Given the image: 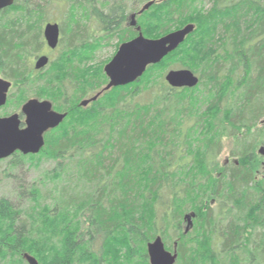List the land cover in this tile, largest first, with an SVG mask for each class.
Wrapping results in <instances>:
<instances>
[{"label": "trees", "instance_id": "obj_1", "mask_svg": "<svg viewBox=\"0 0 264 264\" xmlns=\"http://www.w3.org/2000/svg\"><path fill=\"white\" fill-rule=\"evenodd\" d=\"M133 14L149 39L195 31L136 83L79 106L109 80L105 66L81 76L76 60L138 36ZM48 23L64 38L57 70L76 79L57 87L56 104L68 113L61 127L39 154L15 156L1 174L54 162L47 197L36 183L19 194L31 198L25 212L0 198V264H28L24 254L39 264H150L148 244L158 237L176 264H264V0H16L0 11V76L18 93L22 83L32 87ZM173 65L199 85H169ZM225 139L234 160L222 164Z\"/></svg>", "mask_w": 264, "mask_h": 264}, {"label": "water", "instance_id": "obj_2", "mask_svg": "<svg viewBox=\"0 0 264 264\" xmlns=\"http://www.w3.org/2000/svg\"><path fill=\"white\" fill-rule=\"evenodd\" d=\"M16 0H0V11L14 6ZM154 2L145 5L140 13L148 10ZM137 14L131 16V26L137 25ZM139 31L141 29L139 28ZM195 31L194 25L168 34L159 39L146 38L142 32L135 39L123 43L116 55L105 66L104 72L109 79L108 85L97 95L89 100H84L81 106L87 107L90 103L97 101L103 93L113 88H120L136 83L153 65H159L163 60L174 53L187 38ZM44 37L52 48H56L61 38V29L58 23H48L44 29ZM48 64V58L43 57L37 64V69ZM165 80L174 88H196L200 78L189 69L171 70ZM12 83L0 78V109L8 102V94ZM22 115L26 116L25 129H21L19 114L0 118V161L7 159L16 152L24 155H37L45 146L44 135L48 131L60 126L67 114H60L53 110L50 102H40L36 99L30 100L22 108ZM264 153V150H261ZM189 221L187 232L193 225L192 217L188 215ZM148 255L150 264H176L177 252L166 249L163 239L156 238L148 244ZM28 264H39L38 260L30 254H24Z\"/></svg>", "mask_w": 264, "mask_h": 264}, {"label": "rangeland", "instance_id": "obj_3", "mask_svg": "<svg viewBox=\"0 0 264 264\" xmlns=\"http://www.w3.org/2000/svg\"><path fill=\"white\" fill-rule=\"evenodd\" d=\"M129 22L131 23V17L129 18ZM136 28L138 32H142L141 27L139 25H136ZM139 28L141 31H139ZM109 43L106 44L105 43ZM102 46L96 51L94 54V60L88 63H85L84 66H82V73L80 74H90L95 75L96 70H99L102 66L104 67L110 59H112L116 53V50L118 47V39H112L110 41H107ZM183 56V55H182ZM186 56V54H185ZM54 57V56H53ZM186 60V59H185ZM177 62V61H176ZM173 62V63H176ZM172 64V63H171ZM93 69V70H92ZM186 68H181L179 65H173L171 70H182ZM92 72H89L91 71ZM169 70V71H171ZM87 71L89 73H87ZM168 71V72H169ZM58 74H55L54 78L59 79L64 77V73L57 72ZM167 74V72H166ZM89 77V75H88ZM199 77V76H198ZM78 78V77H77ZM43 88V85H40L36 90L29 91L28 97L30 99L36 98L37 92H40V90ZM12 96L16 95L18 92L14 89L12 90ZM97 93V91L95 92ZM18 96V95H17ZM12 97L10 106L3 108V112H0V116H10L13 114H18L21 106L19 104L18 98ZM48 97H44V99ZM197 98L202 99L200 93H197ZM204 105V104H203ZM200 106V111L204 106ZM232 141L226 140L224 141V150L222 151L221 155L219 156V161L223 164L224 162L233 161L234 159L231 158L230 151L232 148ZM261 150H264V139L262 142L259 144L258 149H257V154H258V160H257V172L258 176L262 177L264 176V153L261 152ZM11 160L4 161L3 163H0V178L2 177V173L8 169L10 165ZM36 163V162H35ZM24 165H21V167L14 172V176L9 179V178H4L2 177L0 182V198L2 197H8L11 199L12 204L14 205L15 208L20 209L21 211L25 212L29 208L30 205H32L31 198L28 197V194H24L25 197L24 199L19 197V194L21 192H25V188L28 190L31 188L32 185L35 183L37 184V187L41 189L43 195L46 197L47 195V190L50 189V184L48 183L47 178V173L54 168V162L51 160H43L42 162H37L36 164H31L30 161H27L26 163H23ZM29 192V191H28ZM191 216V214H189ZM188 216V215H187ZM187 220V219H186ZM189 221L187 220L185 228L188 226Z\"/></svg>", "mask_w": 264, "mask_h": 264}, {"label": "flooded vegetation", "instance_id": "obj_4", "mask_svg": "<svg viewBox=\"0 0 264 264\" xmlns=\"http://www.w3.org/2000/svg\"><path fill=\"white\" fill-rule=\"evenodd\" d=\"M135 31H138L136 26H135ZM136 37H138V36H136ZM43 39H44V47L42 48L40 53L36 54L33 57L32 63H31V68L32 69H31L30 74H29V76L27 78V81L30 80V82L32 83V87L31 88L28 87L27 83H22L18 87L19 93L17 94L18 95L17 98H18L19 104L21 106V109H20L18 114L20 115V120H21L20 128L21 129H25L27 127V125H26V116L21 114L22 108L30 100H33V99H30V97H28V95L30 94L29 91L36 90L40 85H43V88L40 90V92H37V94L35 95L36 98H34V99H36V100H38L40 102L48 101V102H50L52 104L53 110L55 112L60 113V114H67L68 115L67 112H62L60 110V108L58 107V105L56 104V100H57L58 94L60 93L57 87H58V84L63 81V79H65V81L67 80L66 83H69L74 78L76 79V77L73 76V73L70 72V74L68 76H65V78L63 77V79L54 78L55 74H58L57 72L61 73V70H57L58 65L56 64V62H57L58 59H61V57L63 55L62 54V43H63L64 38H59V43H58V45H57V47L55 49L49 46L46 38H43ZM80 39H82V38H80ZM80 55L83 56V52L82 51L80 52ZM43 57H47L48 58V64L45 67H43V68L37 69V64H38L39 60L41 58H43ZM86 62H87V60L86 59H82V58H78L76 60V66H77L76 67V72L77 73H79V72H80L79 74L82 73V68H83L82 66H84V64ZM78 77H79V75H78ZM0 78H3L6 81L11 82L10 80H8V79H6V78H4L2 76H0ZM11 83H12V88L10 89V92L8 94V101L13 97L11 92L13 90L14 84H13V82H11ZM45 96L48 97L49 99L48 100H46L47 98L44 99ZM89 99H91V98H86L84 100H89ZM84 100H81L79 102V106H81V103ZM5 107H3V108H5ZM3 108L0 109V112H3ZM10 116H12V115H10ZM10 116L4 115V116H0V118H6V117H10ZM64 121H63V123H64ZM61 125L58 126L55 129L50 130V131L58 129L59 127H61ZM50 131H48L44 135L45 143H46V136H47V134ZM18 155L28 156V155L22 154L21 152H16L11 157L0 161V163L4 162V161L11 160L15 156H18Z\"/></svg>", "mask_w": 264, "mask_h": 264}]
</instances>
